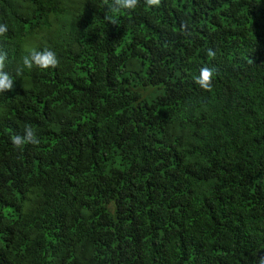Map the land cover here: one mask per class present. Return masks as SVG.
Instances as JSON below:
<instances>
[{
	"label": "trees",
	"instance_id": "1",
	"mask_svg": "<svg viewBox=\"0 0 264 264\" xmlns=\"http://www.w3.org/2000/svg\"><path fill=\"white\" fill-rule=\"evenodd\" d=\"M114 2L0 0V264H264V0Z\"/></svg>",
	"mask_w": 264,
	"mask_h": 264
},
{
	"label": "clouds",
	"instance_id": "2",
	"mask_svg": "<svg viewBox=\"0 0 264 264\" xmlns=\"http://www.w3.org/2000/svg\"><path fill=\"white\" fill-rule=\"evenodd\" d=\"M153 0H149V3ZM137 0H115L114 7L118 9H133L136 7ZM8 31L6 24H0V36ZM5 56L0 54V65H3ZM59 61L56 53L51 49L34 50L26 54L21 61L20 66L16 70V75H19L25 70L49 69L57 67ZM207 74V75H205ZM209 73L204 70L203 76L198 80V83L204 85ZM16 79L13 75L0 69V94L14 90ZM11 143L17 148L22 149L25 145H38L40 143L36 134L31 128L24 129L23 135H14L11 138Z\"/></svg>",
	"mask_w": 264,
	"mask_h": 264
},
{
	"label": "snow or ice",
	"instance_id": "3",
	"mask_svg": "<svg viewBox=\"0 0 264 264\" xmlns=\"http://www.w3.org/2000/svg\"><path fill=\"white\" fill-rule=\"evenodd\" d=\"M205 75H207V74H205Z\"/></svg>",
	"mask_w": 264,
	"mask_h": 264
}]
</instances>
